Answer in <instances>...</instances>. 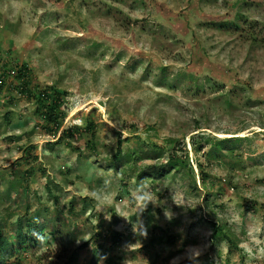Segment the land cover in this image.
I'll use <instances>...</instances> for the list:
<instances>
[{
	"label": "rangeland",
	"instance_id": "obj_1",
	"mask_svg": "<svg viewBox=\"0 0 264 264\" xmlns=\"http://www.w3.org/2000/svg\"><path fill=\"white\" fill-rule=\"evenodd\" d=\"M236 16L246 35L219 27ZM0 75V221L34 228L8 264H264L244 246L264 238V0H0ZM48 86L67 93L56 137L36 111ZM141 180L164 201L145 237Z\"/></svg>",
	"mask_w": 264,
	"mask_h": 264
},
{
	"label": "trees",
	"instance_id": "obj_2",
	"mask_svg": "<svg viewBox=\"0 0 264 264\" xmlns=\"http://www.w3.org/2000/svg\"><path fill=\"white\" fill-rule=\"evenodd\" d=\"M241 20H239L238 16H236L235 21L230 22V25H220L219 27L222 28L223 26L225 28L228 27L229 30H233L235 31H240V34H245V31H243L244 29L241 28ZM247 30L250 31V40L251 41H256V37L253 36V32L251 30L250 25L247 26ZM244 26V27H245ZM27 75V70L24 68H20V70L17 72L16 74V78L21 82V85L23 87H25V89L27 88V83H24V77ZM1 77V75H0ZM3 79V78H2ZM166 79V78H165ZM165 83L167 81L163 80ZM2 88V87H0ZM67 97V93L64 91H60L55 89L54 87H46L43 90L39 91L37 93V97H36V104H37V112L39 114V116H41L42 121H43V128L46 130L47 134H52V136L56 137V130L59 129L62 119L64 117L61 108L64 104V99ZM93 127H88V131L91 135V138H93L94 135V131L92 129ZM199 127L196 126L195 127V131H198ZM66 133L64 131L61 132V134L58 137V140L62 139L63 136ZM195 140V135L190 136V141L192 142V146L195 150V152L199 153L201 150L198 147L199 146V141H194ZM200 140H203V142H205L208 145H212V143L215 144L216 147H223L225 144L232 142L231 140H233V142L235 141H241L243 140V138H230V139H222V140H217V141H213L214 139L212 137H205L204 135L200 136ZM216 140V139H215ZM171 143H175L174 139L170 140ZM126 158L129 161L132 159V157L128 154H126L125 156L123 155V153L121 152V149H118V151L116 152L114 159L115 160H119L121 158ZM188 162H186L187 164ZM180 164L178 161H176V163H174V165L171 166V169L169 171H165V169H161V170H157L154 171L152 173L153 174L157 173L159 175V177H165L166 175H168L170 172L172 171H176V173H180ZM148 176V175H147ZM139 177V176H138ZM183 177V176H182ZM212 227H213V235L215 238L220 239L223 242H226V244L228 245V249L232 250L233 248H235V244L234 241L232 239V236L230 235V230L227 229L226 225H220L216 222L211 223ZM4 224L0 221V264H8L6 262V259H8L10 256H12L14 254L13 260H15L16 262H19V258L17 257V252L18 250L22 249V245L28 244V242H30V235L34 232V228H32L30 225L26 226H20V224L18 226H16L14 233L7 234L4 233ZM53 237H55L57 235V233H53L51 234ZM71 240H74V236L71 233ZM116 241H121L122 236L121 235H115ZM115 241V242H116ZM16 244L17 245V249L13 250L12 249V245ZM82 247H80L81 249ZM12 249V251H11ZM101 249V248H100ZM76 254H74L73 256L70 257V263L76 261ZM91 264H96V260Z\"/></svg>",
	"mask_w": 264,
	"mask_h": 264
},
{
	"label": "clouds",
	"instance_id": "obj_3",
	"mask_svg": "<svg viewBox=\"0 0 264 264\" xmlns=\"http://www.w3.org/2000/svg\"><path fill=\"white\" fill-rule=\"evenodd\" d=\"M77 123H80V121H77ZM171 200L176 206L184 208L182 203L177 202L174 197H171ZM130 202L136 205L137 231L140 232L143 237H145L147 235V229L140 221V215L144 213L149 204L158 206L162 205L164 201H161L158 196L154 195L148 183H146L144 180H141L131 190ZM164 216L168 221H171L173 219L172 213L167 209L164 211ZM37 239L43 241L44 237L37 234ZM244 246L249 249L252 255H255L258 252L261 256H264V238H262L261 235L253 233L250 237V240L247 241ZM200 254L201 253L197 248H192L189 250L187 258L189 260H195L197 257H199Z\"/></svg>",
	"mask_w": 264,
	"mask_h": 264
}]
</instances>
